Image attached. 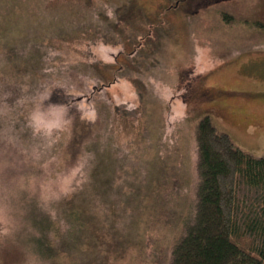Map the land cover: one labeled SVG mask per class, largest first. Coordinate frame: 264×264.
Segmentation results:
<instances>
[{
    "label": "rangeland",
    "instance_id": "rangeland-1",
    "mask_svg": "<svg viewBox=\"0 0 264 264\" xmlns=\"http://www.w3.org/2000/svg\"><path fill=\"white\" fill-rule=\"evenodd\" d=\"M259 22L264 23V0H0V52L16 42L15 51L45 54L52 71L65 63L94 65L88 71L98 87L84 97L85 113L97 119L99 108L109 114L116 139L120 129L124 132L113 148L115 160L112 149L98 145L63 170L64 111L39 110L30 83L0 58V71L10 82L4 91L21 88L0 98V139L41 162L29 190L47 199L80 194L98 167L101 177L113 169L121 172L127 186L137 185V177L152 179L145 196L159 190L165 200L128 222L103 205L105 223L114 226L109 243H103L98 261L80 257L77 264H170L171 246L190 210L195 133L204 115L236 145L264 155V25ZM14 172L7 181L26 185L28 173ZM111 195L119 197L116 191ZM15 214L0 205V229L6 230ZM46 264H72V259Z\"/></svg>",
    "mask_w": 264,
    "mask_h": 264
},
{
    "label": "trees",
    "instance_id": "trees-1",
    "mask_svg": "<svg viewBox=\"0 0 264 264\" xmlns=\"http://www.w3.org/2000/svg\"><path fill=\"white\" fill-rule=\"evenodd\" d=\"M119 22L115 23L117 29L121 27L116 26ZM65 39L71 42L73 38ZM16 45L6 43L8 49L0 52V58L14 67L23 83H30L29 91L38 98L39 110L64 111L68 139L61 152V168L66 171L76 166L88 149L98 145L112 149L110 156L115 160V142L123 129L116 139L115 130L112 133L109 127V114L97 108V119H92L85 113L83 99L98 87L88 71L95 66L65 63L52 71L45 54L15 51ZM7 83L0 71L2 99L4 94L21 91L19 87L4 91ZM188 98L184 97L186 105ZM195 134L190 210L171 246L170 264H264V155H252L236 145L229 134L218 130L209 114L198 121ZM0 155V163L5 164L0 167V195L11 193L0 205L9 209V214H17L6 230L0 229V264H31L33 259L46 264L63 257L72 259V264H77L80 257L98 261L103 256V243H109V229L114 227L105 223L103 205L114 217L128 222L132 215L141 217L146 206L155 210L165 201L159 190L151 193L153 200L145 196L152 179L143 182L137 177V185L127 186L121 172L113 169L101 177L98 167L85 178L87 183L79 189L80 194L76 191L61 199H47L29 190L41 162L27 159L24 151L4 140L0 141ZM14 171L28 173L26 185L7 181L6 175ZM120 180L124 182L118 184ZM142 184L146 186L143 190ZM113 191L119 197L112 196Z\"/></svg>",
    "mask_w": 264,
    "mask_h": 264
}]
</instances>
